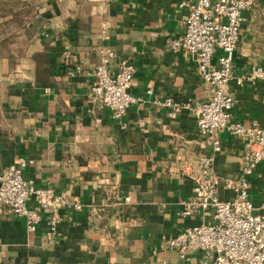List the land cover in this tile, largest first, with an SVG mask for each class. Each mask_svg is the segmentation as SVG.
I'll return each instance as SVG.
<instances>
[{
    "label": "crops",
    "instance_id": "crops-1",
    "mask_svg": "<svg viewBox=\"0 0 264 264\" xmlns=\"http://www.w3.org/2000/svg\"><path fill=\"white\" fill-rule=\"evenodd\" d=\"M16 1L34 9L39 27L31 34L23 21L0 58V174L17 158L31 161L21 169L24 179L81 210H59L48 237V215L32 199L26 206L41 218L32 233L0 206V264H212L213 254L191 248L180 260L160 246L185 227L209 222L199 213L177 215L192 198L198 160L212 157L208 172L218 178V199L229 201L225 180L238 178L250 144L219 130L214 152L193 115L171 119L158 105L209 99L194 57L165 44L183 34L180 0ZM100 47L113 52L109 73L121 61L133 69L129 93L137 101L120 119L88 95ZM220 55L214 51L213 64ZM231 60L236 77L264 68V0H253L243 14ZM225 91L234 100L228 122L264 124V80L232 79ZM247 195L264 215V160L248 177Z\"/></svg>",
    "mask_w": 264,
    "mask_h": 264
},
{
    "label": "built area",
    "instance_id": "built-area-1",
    "mask_svg": "<svg viewBox=\"0 0 264 264\" xmlns=\"http://www.w3.org/2000/svg\"><path fill=\"white\" fill-rule=\"evenodd\" d=\"M253 0H180L179 9L185 10L180 18L183 34L179 38L165 39L168 50L175 54L182 50L195 59L196 74L208 89L209 99L201 104L190 105L166 98L158 103L169 110L171 119L185 111L195 117L197 134L218 150L215 132L224 130L229 136L242 137L250 144L240 174L235 180H225V187L233 193L232 200L218 199V178L209 173L212 157H202L192 175V198L182 203L177 213L189 217L199 213L209 220L195 226L185 227L175 236L163 241L160 250L175 252L180 260L187 250L194 248L213 254L212 264H264V215H258L248 199V177L264 160V124L245 128L228 122L234 100L225 87L234 79L243 81L264 80V68L253 67L246 76H234L231 57L238 41V30L243 14L252 6ZM218 50L221 55L212 63V55ZM98 62L90 72L88 95L92 102L99 103L110 112L113 119H120L126 109L137 99L129 93L133 69L125 61L119 62L114 73L108 72L113 57L109 47L97 50ZM77 71L78 68L76 67ZM150 94V90L146 91ZM31 161L17 158L0 174V206H5L13 215L24 221L27 232H34L41 218L37 211L29 209L26 202L32 199L40 211L47 213V236L55 233L58 212L69 209L81 210L77 201L55 195L50 189L34 186L31 180L21 176V169ZM128 198H124L127 202ZM264 209V203L261 206Z\"/></svg>",
    "mask_w": 264,
    "mask_h": 264
},
{
    "label": "trees",
    "instance_id": "trees-1",
    "mask_svg": "<svg viewBox=\"0 0 264 264\" xmlns=\"http://www.w3.org/2000/svg\"><path fill=\"white\" fill-rule=\"evenodd\" d=\"M24 18V19H23ZM0 28L6 30L8 34L0 36V58L3 55H6L8 52V45L11 43V37L14 38L16 31H20L22 33V23L23 21L29 22L31 26V16H30V8L24 4L16 0H0ZM24 35H29L24 28ZM6 39V51L1 52L2 45L4 44V40ZM10 41V42H9Z\"/></svg>",
    "mask_w": 264,
    "mask_h": 264
},
{
    "label": "rangeland",
    "instance_id": "rangeland-1",
    "mask_svg": "<svg viewBox=\"0 0 264 264\" xmlns=\"http://www.w3.org/2000/svg\"><path fill=\"white\" fill-rule=\"evenodd\" d=\"M30 16H31V26H30V32H31V34H34L35 32H36V29L39 27V25H38V21H37V19H36V14H35V11H34V9H32V8H30ZM17 32V31H16ZM29 32V33H30ZM5 34H8L7 32H6V30L4 29V32H3V28H0V36L1 35H5ZM16 36V35H15ZM14 36V37H15ZM13 37H11V43H10V45L11 44H13L14 43V41H13ZM10 42V41H9ZM7 42H6V39L4 40V44L2 45V48H1V52H5L6 51V44ZM1 46V45H0Z\"/></svg>",
    "mask_w": 264,
    "mask_h": 264
}]
</instances>
